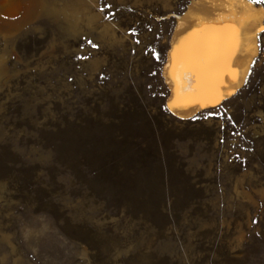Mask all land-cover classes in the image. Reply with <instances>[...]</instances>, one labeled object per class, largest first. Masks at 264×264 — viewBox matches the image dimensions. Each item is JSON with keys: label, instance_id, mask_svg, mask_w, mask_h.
Listing matches in <instances>:
<instances>
[{"label": "rangeland", "instance_id": "374dc122", "mask_svg": "<svg viewBox=\"0 0 264 264\" xmlns=\"http://www.w3.org/2000/svg\"><path fill=\"white\" fill-rule=\"evenodd\" d=\"M189 2L0 0V264H264V27L243 85L180 119Z\"/></svg>", "mask_w": 264, "mask_h": 264}, {"label": "bare ground", "instance_id": "6f19581e", "mask_svg": "<svg viewBox=\"0 0 264 264\" xmlns=\"http://www.w3.org/2000/svg\"><path fill=\"white\" fill-rule=\"evenodd\" d=\"M262 16L248 0H190L176 18L162 66L173 115L191 118L243 85L257 54Z\"/></svg>", "mask_w": 264, "mask_h": 264}, {"label": "snow or ice", "instance_id": "6c2138e0", "mask_svg": "<svg viewBox=\"0 0 264 264\" xmlns=\"http://www.w3.org/2000/svg\"><path fill=\"white\" fill-rule=\"evenodd\" d=\"M248 2L249 3H255V2L264 3V0H248ZM105 7H107V5H105ZM262 31H264V29H262ZM89 43H91V42H89ZM95 46L96 45H93V47H95Z\"/></svg>", "mask_w": 264, "mask_h": 264}]
</instances>
